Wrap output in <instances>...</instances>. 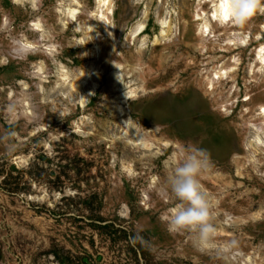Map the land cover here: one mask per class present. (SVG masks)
Returning a JSON list of instances; mask_svg holds the SVG:
<instances>
[{"label":"rangeland","instance_id":"374dc122","mask_svg":"<svg viewBox=\"0 0 264 264\" xmlns=\"http://www.w3.org/2000/svg\"><path fill=\"white\" fill-rule=\"evenodd\" d=\"M77 1L78 21L65 27L66 0H37V11L29 0H0V137L15 133L0 141V264H264V146L254 138L264 119L247 122L264 101V79L249 83L247 72L258 42L222 52L228 30L215 23V38L202 41L194 0H114L110 38L93 15L95 0ZM166 15L172 29L163 32L158 19ZM35 16L50 30L49 43L30 30ZM140 22L146 31L132 39ZM90 23L93 39L84 33ZM263 24L264 12L257 11L243 30L255 37ZM163 51L170 53L161 64ZM132 53L139 57L134 69ZM232 55L241 61L239 94L231 99L226 82L212 100L202 65L230 63ZM117 63L123 77L114 85ZM81 71L87 78L73 89ZM131 89L136 100H126ZM192 97L200 109L179 129L172 108ZM234 100L229 114L220 112ZM119 106L145 137L153 141L155 126L177 148L152 155L132 148ZM191 149L205 150L209 160L200 182L216 243L239 242L220 256L198 250L187 233L169 234L159 219L179 204L166 183L171 161ZM235 154H251L253 162L234 161ZM136 235L143 239L133 244Z\"/></svg>","mask_w":264,"mask_h":264},{"label":"bare ground","instance_id":"6f19581e","mask_svg":"<svg viewBox=\"0 0 264 264\" xmlns=\"http://www.w3.org/2000/svg\"><path fill=\"white\" fill-rule=\"evenodd\" d=\"M66 1L67 4H65L60 10V13L64 14L63 21L65 27H67V25L70 22L78 21L79 14L81 12L80 10L81 6L77 0H66ZM29 2L31 4L32 10L37 11L38 10L37 0H29ZM194 4L196 5L195 6L196 9L193 11L192 17L194 21H197L196 32L200 36L202 41L215 38L216 34L214 33L215 31L213 30L215 23L216 26H219L222 30H226V29L228 30L227 31L228 37L226 38V40H224L225 43L220 44L222 52L232 53L235 50L250 49V47H252L255 42H258V45H256V47L252 50L254 60L248 65L247 72L250 78L249 83H252L259 78L264 79V41H262L264 24L260 27L261 32L255 37H253L251 35L250 30H243V27L234 25L233 23H231V21L228 18L224 19L223 23L219 22L221 16V9L219 7L218 0H194ZM204 5H207L209 11L206 10ZM93 15L95 16L96 21L104 28L107 35L110 38L114 37V26H113V19L115 16L114 0H95ZM158 22L163 32L172 29V26L168 21L167 15L159 17ZM29 26H30V30L37 34L40 41L49 43L48 41L51 39L50 30L45 25L43 19L40 16H35L30 21ZM93 28L94 26L90 23L88 24L86 31L84 32L86 36L88 35L91 39H93V31H94ZM248 29H250V27H248ZM145 31H146V24L144 22L137 23L132 28L130 32V37L134 39V37L142 35L143 33H145ZM19 49L21 48L18 47L17 50ZM201 52L202 54H205L204 49H202ZM169 53L170 51L162 52L161 64H164L165 60L169 56ZM226 56L227 55H225L224 57ZM138 60L139 57L132 53L131 61L134 64V65L132 64L133 67L131 66L132 69L135 68ZM229 60L230 63L226 62L225 60L222 61L221 59L217 61V64H214L213 66H208L210 63H206V64L203 63L202 65L200 73L206 75V81L204 82L205 85H203V87L205 92H209L210 95H212L211 97L212 100H215L214 92L217 89V86H221L226 82L231 83L230 88L228 90V94L231 99H234L239 94V86L237 85L238 84L237 75H238V70L240 69L241 61L236 57V55L230 56ZM60 67H61L60 78L66 81L69 78L68 70L63 65H61ZM113 68L115 71L112 76V81H113L112 83L115 85L122 80L123 77V74L121 73L122 64L117 63L115 64V66L112 67V69ZM39 69L41 70L40 67ZM85 78H87L86 71H81L80 73H78L75 77L74 82H72L73 89H78ZM135 93L136 90L131 89L129 92L130 96H126V100L128 99L136 100L137 97ZM250 100H251V96L247 93L246 97L244 98V101L248 102ZM235 104H236L235 100L232 102V104H230V106H228V104H222L219 106L220 108L219 110L220 112L227 115L230 113V107L234 108ZM256 109H257L256 115H252V118L247 119L249 125L254 126L255 125L254 118H257L258 116L264 119V101L259 102L257 104ZM117 110H119L118 114H120V116L123 117L122 123L124 125L125 130L122 134H124V137L127 138L128 144L132 148L142 150L146 153L149 152L150 154L153 153L154 150L156 149L172 150L177 148L178 146L177 143L172 141V139L167 137H158L155 126L149 128L151 133H153V135L155 136V138L152 139L154 142L151 141V139L144 136L143 130L139 129L138 127H135L131 123V118L127 116L128 113H126L124 107L119 106V109ZM247 113H249L248 109H246L245 111L243 110V117H245V114ZM259 126L256 130V133L254 134V138L256 140L257 147L261 148L264 146V122L260 127ZM156 144L160 145V148H157ZM250 157L251 154H246L243 156L235 154L233 160L238 161L244 159L246 160L245 162L251 163L253 161Z\"/></svg>","mask_w":264,"mask_h":264},{"label":"clouds","instance_id":"9594fccd","mask_svg":"<svg viewBox=\"0 0 264 264\" xmlns=\"http://www.w3.org/2000/svg\"><path fill=\"white\" fill-rule=\"evenodd\" d=\"M21 4L22 0H13ZM221 9L219 22L227 17L231 23L243 27L257 11L264 12V0H218ZM15 136L14 132H6L0 141H8ZM11 150V145L5 143ZM209 160L203 149H191L179 160H172L166 178L171 198L179 202L171 207L159 219L169 234H189L198 250L215 253L217 256L237 249L239 242L233 238L222 244L216 243V227L211 214L208 194L204 191L200 177L208 170ZM139 235L131 236L130 242H142ZM227 258V257H225Z\"/></svg>","mask_w":264,"mask_h":264},{"label":"water","instance_id":"95a60500","mask_svg":"<svg viewBox=\"0 0 264 264\" xmlns=\"http://www.w3.org/2000/svg\"><path fill=\"white\" fill-rule=\"evenodd\" d=\"M200 101V100H199ZM196 97L186 99L183 102H178L172 108L173 124L179 129H185L187 123L189 122V117L192 112L198 111L200 109V103ZM191 122V121H190Z\"/></svg>","mask_w":264,"mask_h":264},{"label":"snow or ice","instance_id":"6c2138e0","mask_svg":"<svg viewBox=\"0 0 264 264\" xmlns=\"http://www.w3.org/2000/svg\"><path fill=\"white\" fill-rule=\"evenodd\" d=\"M227 17H225V19H226Z\"/></svg>","mask_w":264,"mask_h":264}]
</instances>
